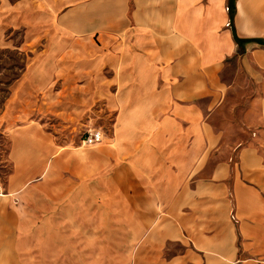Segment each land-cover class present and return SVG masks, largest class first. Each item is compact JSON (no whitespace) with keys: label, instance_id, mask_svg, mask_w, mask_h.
Returning a JSON list of instances; mask_svg holds the SVG:
<instances>
[{"label":"crops","instance_id":"obj_1","mask_svg":"<svg viewBox=\"0 0 264 264\" xmlns=\"http://www.w3.org/2000/svg\"><path fill=\"white\" fill-rule=\"evenodd\" d=\"M234 6L232 15L230 0L0 1V33L45 38L46 59L72 58L67 47L93 35L115 46L125 93L116 146L70 154L79 180L30 179L23 147L37 132L14 134L15 170L0 185V264H264V0ZM246 137L235 161L217 147ZM120 182L136 209L126 258L118 214L103 213Z\"/></svg>","mask_w":264,"mask_h":264},{"label":"rangeland","instance_id":"obj_2","mask_svg":"<svg viewBox=\"0 0 264 264\" xmlns=\"http://www.w3.org/2000/svg\"><path fill=\"white\" fill-rule=\"evenodd\" d=\"M2 1V0H0ZM14 1V0H12ZM0 33V185L7 183L15 170L13 136L17 131L37 132V139L23 147L31 155L37 180H79L83 170L74 172L69 165L70 154L85 150L103 151L116 146L113 136L118 130V111H122L124 81L111 59L113 45L102 44L94 35L90 42L72 43L66 51L72 58H45L48 45L45 38L32 41L26 29L7 28ZM95 38V40H94ZM89 40V39H88ZM86 58L79 59L80 53ZM121 62L119 63V65ZM97 129L104 139L96 145H85L84 136ZM247 131L249 129L247 128ZM249 137L217 141V147L232 149L235 161L240 146L249 144ZM30 147V148H29ZM79 159L75 156V159ZM105 158V156H104ZM125 158V157H124ZM53 164H55L53 166ZM113 166L103 163V176L113 172ZM125 176V175H124ZM124 182V181H123ZM120 182L117 202L104 205L106 213L118 214V240L121 255L126 258L125 223L128 213L136 211L127 202ZM4 190V189H3ZM0 189V191H3ZM143 236H135L132 246L135 258L143 259L139 251ZM132 249V248H131ZM174 250V248H172ZM1 264H87V263H1ZM128 264V263H117ZM142 264V263H135Z\"/></svg>","mask_w":264,"mask_h":264},{"label":"built area","instance_id":"obj_3","mask_svg":"<svg viewBox=\"0 0 264 264\" xmlns=\"http://www.w3.org/2000/svg\"><path fill=\"white\" fill-rule=\"evenodd\" d=\"M104 135L102 131L94 129L84 136L83 143L85 145H96L103 141Z\"/></svg>","mask_w":264,"mask_h":264},{"label":"trees","instance_id":"obj_4","mask_svg":"<svg viewBox=\"0 0 264 264\" xmlns=\"http://www.w3.org/2000/svg\"><path fill=\"white\" fill-rule=\"evenodd\" d=\"M230 11L231 14L233 15L235 11L234 0H230Z\"/></svg>","mask_w":264,"mask_h":264}]
</instances>
